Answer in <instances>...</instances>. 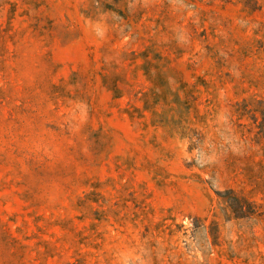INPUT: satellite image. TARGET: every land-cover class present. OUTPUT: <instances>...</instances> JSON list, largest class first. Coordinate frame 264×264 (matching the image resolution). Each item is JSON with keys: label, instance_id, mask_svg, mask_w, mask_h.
I'll return each instance as SVG.
<instances>
[{"label": "rangeland", "instance_id": "rangeland-1", "mask_svg": "<svg viewBox=\"0 0 264 264\" xmlns=\"http://www.w3.org/2000/svg\"><path fill=\"white\" fill-rule=\"evenodd\" d=\"M0 264H264V0H0Z\"/></svg>", "mask_w": 264, "mask_h": 264}, {"label": "trees", "instance_id": "trees-1", "mask_svg": "<svg viewBox=\"0 0 264 264\" xmlns=\"http://www.w3.org/2000/svg\"><path fill=\"white\" fill-rule=\"evenodd\" d=\"M252 10H254V9H252Z\"/></svg>", "mask_w": 264, "mask_h": 264}]
</instances>
